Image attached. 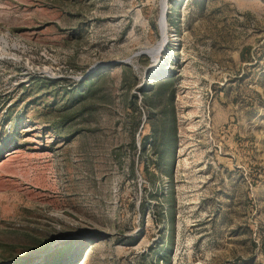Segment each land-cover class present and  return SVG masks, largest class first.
I'll use <instances>...</instances> for the list:
<instances>
[{
    "label": "rangeland",
    "instance_id": "rangeland-1",
    "mask_svg": "<svg viewBox=\"0 0 264 264\" xmlns=\"http://www.w3.org/2000/svg\"><path fill=\"white\" fill-rule=\"evenodd\" d=\"M0 264H264V0H0Z\"/></svg>",
    "mask_w": 264,
    "mask_h": 264
},
{
    "label": "water",
    "instance_id": "water-1",
    "mask_svg": "<svg viewBox=\"0 0 264 264\" xmlns=\"http://www.w3.org/2000/svg\"><path fill=\"white\" fill-rule=\"evenodd\" d=\"M166 1H168V0H166ZM164 19H165V21L167 19V17H166V10L164 11Z\"/></svg>",
    "mask_w": 264,
    "mask_h": 264
}]
</instances>
